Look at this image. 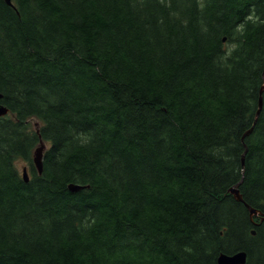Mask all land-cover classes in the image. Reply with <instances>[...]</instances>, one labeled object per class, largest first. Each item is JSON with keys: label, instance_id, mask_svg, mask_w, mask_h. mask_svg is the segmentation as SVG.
<instances>
[{"label": "trees", "instance_id": "16d2710c", "mask_svg": "<svg viewBox=\"0 0 264 264\" xmlns=\"http://www.w3.org/2000/svg\"><path fill=\"white\" fill-rule=\"evenodd\" d=\"M10 1L0 264H264V0Z\"/></svg>", "mask_w": 264, "mask_h": 264}, {"label": "water", "instance_id": "95a60500", "mask_svg": "<svg viewBox=\"0 0 264 264\" xmlns=\"http://www.w3.org/2000/svg\"><path fill=\"white\" fill-rule=\"evenodd\" d=\"M4 1L7 5L12 6L10 0H4ZM261 77H262V85H261L259 92H258L257 109H256V112L254 115V121L252 123L251 128L243 134L242 141L244 140V138L248 137L252 133L253 128L257 122V119H258L260 112H261V109H262L263 93H264V69L262 71ZM1 99H2V96L0 94V102H1ZM8 113H9L8 109L5 108L0 103V118L7 116ZM43 149H44L43 145H39L33 154V164L37 170L38 175L42 174V152H43ZM245 153H246V147H245V151H244L242 158H241V169H242V171L244 169V154ZM22 178H23L24 182H27L29 180L28 174H27L25 169L22 172ZM240 183H241V181L239 183L235 184L233 187H231L228 192H229V194H231L234 197V199L237 202L242 203L243 200H242V197H241L239 189H238ZM68 188L70 191L75 192V191H79L82 187L77 186V185H69ZM246 208L249 212V218H250V221H251L253 226H258L259 224L264 222V212H260L256 209H253L249 205H246ZM255 218L258 219V222H254ZM254 233H255L254 231L251 232L252 235H254ZM245 262H246V253L244 251H239V252L232 254V255L220 254L217 258L216 264H245Z\"/></svg>", "mask_w": 264, "mask_h": 264}, {"label": "rangeland", "instance_id": "374dc122", "mask_svg": "<svg viewBox=\"0 0 264 264\" xmlns=\"http://www.w3.org/2000/svg\"><path fill=\"white\" fill-rule=\"evenodd\" d=\"M30 123L32 125H34V124H36V121L35 120H31ZM15 166H16L19 174H21V175H22V172H23L24 169L26 170V172L28 171V164L26 162L21 161V160H17L15 162ZM27 174H28V172H27Z\"/></svg>", "mask_w": 264, "mask_h": 264}, {"label": "flooded vegetation", "instance_id": "af4514ba", "mask_svg": "<svg viewBox=\"0 0 264 264\" xmlns=\"http://www.w3.org/2000/svg\"><path fill=\"white\" fill-rule=\"evenodd\" d=\"M255 234V233H254ZM254 236V235H253ZM246 261H247V257H246ZM245 264H246V262H245Z\"/></svg>", "mask_w": 264, "mask_h": 264}, {"label": "bare ground", "instance_id": "6f19581e", "mask_svg": "<svg viewBox=\"0 0 264 264\" xmlns=\"http://www.w3.org/2000/svg\"><path fill=\"white\" fill-rule=\"evenodd\" d=\"M247 262V261H246Z\"/></svg>", "mask_w": 264, "mask_h": 264}]
</instances>
